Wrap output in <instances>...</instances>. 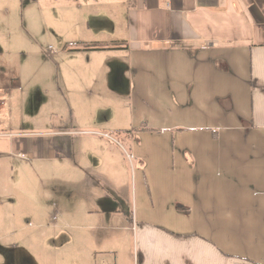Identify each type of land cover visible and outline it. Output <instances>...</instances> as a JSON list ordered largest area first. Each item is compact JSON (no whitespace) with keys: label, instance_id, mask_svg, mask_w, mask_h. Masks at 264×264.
I'll return each instance as SVG.
<instances>
[{"label":"crops","instance_id":"0c3cea01","mask_svg":"<svg viewBox=\"0 0 264 264\" xmlns=\"http://www.w3.org/2000/svg\"><path fill=\"white\" fill-rule=\"evenodd\" d=\"M56 1L0 0V60L11 56L16 13L21 20L27 14L25 32L36 44L34 28L45 25L49 2ZM61 1V7L83 8L78 0ZM85 2L93 27L86 24L88 32L72 35L71 47H122L68 53H84L87 61L98 54L127 56L121 64L103 57L79 79L96 83L95 72L104 68L108 80L127 82L131 96L160 92L181 111H193L188 117L197 124L176 125L193 129L181 140L180 180L167 167V152L151 158L154 169L140 155L135 162L148 189L141 188L142 179L131 186L121 152L95 138L110 139L107 134L47 129L11 135L0 127V147L36 162L52 161L63 182L54 212L38 211L30 235L22 236L16 226L15 203L0 201V264H56L60 250L67 255L61 264H264V0ZM17 76L0 68V95L19 86ZM107 122L92 125L104 130ZM133 144L135 151L140 142ZM18 235L24 248L15 244ZM70 246L73 258L66 251Z\"/></svg>","mask_w":264,"mask_h":264},{"label":"rangeland","instance_id":"374dc122","mask_svg":"<svg viewBox=\"0 0 264 264\" xmlns=\"http://www.w3.org/2000/svg\"><path fill=\"white\" fill-rule=\"evenodd\" d=\"M61 2V0L49 2L50 9L47 11L45 25L40 22L34 28L36 44L25 32L29 30L25 23L27 14L24 13V20H21L20 13H16L17 25L12 30L13 42L7 49L11 56H5L0 60V68L7 71L15 70L20 83L10 94L0 95L2 131L11 135L21 133L37 135L47 129L50 131L64 129L69 133L76 130L107 134L110 139L93 135L85 137L102 139L105 143L110 145L113 143L112 145L118 148L127 165L125 177L131 186L134 187L135 179L137 186L138 181L141 182L142 179L141 188L143 191L148 189L143 177L140 179L139 168L135 162L140 155L143 160L150 158L149 167L151 165L154 169L155 164L151 158L159 155L165 158L167 152V167L169 166V171L174 172V178L180 180L181 140L193 129L186 130L176 125L192 127L197 124V121L190 120L191 115L188 117L193 111L191 109L181 111L173 98L160 92L147 93L143 96L135 92L131 96L127 82H122L116 77L108 80L105 78L104 68L94 70L98 79L96 83L89 77L84 78L85 82H82L79 77L84 73L89 74L84 72V69L98 68L104 61L103 57H107L109 63L115 61L121 64L125 62L127 55L98 54L90 56L87 61L88 55L84 53H68L74 39L72 35L76 36L79 31L88 32L85 25L89 24L92 28L93 24L87 16L89 10L85 7V0H78V4L83 7L81 11L76 9L75 3L61 7ZM66 3L67 0L64 4ZM72 23H80L84 27L77 30ZM44 30H48V34L47 31L43 34ZM69 68L70 71H67ZM165 104L170 107L172 120L170 122L165 120L167 116L164 111ZM183 115H186L184 119L187 121L182 120ZM4 119H8L9 124ZM100 120L108 121L105 129L95 130L92 124ZM143 123L150 127L145 128L146 125L141 127ZM136 137L140 144L135 152L133 143L137 140ZM51 156L56 155L52 153ZM52 165V161L36 162L29 155L10 153L5 145L0 147V201L3 203L12 200L15 203L13 212L18 215L16 226L21 228L22 236L30 235L31 230L35 231L34 216L38 211L48 215L54 212L52 204L58 200L57 189L63 182L58 178ZM23 208L26 212H31V215L23 214ZM45 222V224L49 222L47 217ZM19 236L16 237L15 244L18 248H24L25 244L19 240L21 237ZM31 240L33 246L39 244L34 236H31ZM67 248L68 256L73 258L74 246ZM34 249L38 252L36 248ZM65 258L67 255L62 250L55 253L56 264H61V260Z\"/></svg>","mask_w":264,"mask_h":264},{"label":"trees","instance_id":"16d2710c","mask_svg":"<svg viewBox=\"0 0 264 264\" xmlns=\"http://www.w3.org/2000/svg\"><path fill=\"white\" fill-rule=\"evenodd\" d=\"M122 43L120 42H112V43H83L81 45H74L72 50L79 51V50H88V51H98V50H112L121 48Z\"/></svg>","mask_w":264,"mask_h":264}]
</instances>
